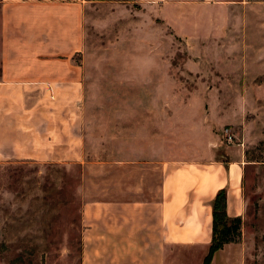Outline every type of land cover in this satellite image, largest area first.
I'll list each match as a JSON object with an SVG mask.
<instances>
[{
	"label": "rangeland",
	"instance_id": "obj_1",
	"mask_svg": "<svg viewBox=\"0 0 264 264\" xmlns=\"http://www.w3.org/2000/svg\"><path fill=\"white\" fill-rule=\"evenodd\" d=\"M72 62L81 93H51L52 116L24 119L0 151V264H81L86 202L151 199L165 169L190 189L192 167L233 148L245 212L222 253L264 264V0H87Z\"/></svg>",
	"mask_w": 264,
	"mask_h": 264
},
{
	"label": "crops",
	"instance_id": "obj_2",
	"mask_svg": "<svg viewBox=\"0 0 264 264\" xmlns=\"http://www.w3.org/2000/svg\"><path fill=\"white\" fill-rule=\"evenodd\" d=\"M86 22L87 0H0V151L8 133H22L24 119L52 116L39 107L51 93L57 100L81 93L84 71L72 56L85 47ZM236 150L226 152L228 160L192 167L190 189H175L183 172L165 169L151 199L86 202L81 264H177L168 261V252L208 251L216 193L225 189L229 217L245 212L243 162ZM228 246L210 264L216 254L224 264L233 263L234 255L222 253Z\"/></svg>",
	"mask_w": 264,
	"mask_h": 264
},
{
	"label": "trees",
	"instance_id": "obj_3",
	"mask_svg": "<svg viewBox=\"0 0 264 264\" xmlns=\"http://www.w3.org/2000/svg\"><path fill=\"white\" fill-rule=\"evenodd\" d=\"M241 218L229 217L226 212V192L220 189L212 203L211 241L202 264H210L216 251L240 235Z\"/></svg>",
	"mask_w": 264,
	"mask_h": 264
},
{
	"label": "built area",
	"instance_id": "obj_4",
	"mask_svg": "<svg viewBox=\"0 0 264 264\" xmlns=\"http://www.w3.org/2000/svg\"><path fill=\"white\" fill-rule=\"evenodd\" d=\"M224 140L228 143L232 142V135L229 133L228 129L224 130Z\"/></svg>",
	"mask_w": 264,
	"mask_h": 264
}]
</instances>
